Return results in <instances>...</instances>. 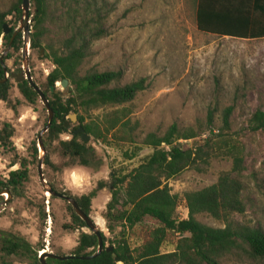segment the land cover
Masks as SVG:
<instances>
[{
	"label": "trees",
	"instance_id": "1",
	"mask_svg": "<svg viewBox=\"0 0 264 264\" xmlns=\"http://www.w3.org/2000/svg\"><path fill=\"white\" fill-rule=\"evenodd\" d=\"M194 2L200 32L221 38L264 40V0ZM22 4L23 0H11L9 10L0 12V40L4 41L6 49L15 29L11 28L12 32L4 35V25L9 16L22 18ZM59 11H62L60 15ZM112 12L113 8L107 0H31L30 19L33 24L30 46L34 50L45 49L46 59L54 66L46 82L40 86L55 114L53 124L43 138L46 150L44 166L54 173H61L65 168L75 166L90 168L91 162L98 159L89 148V143L83 142L81 135H74L73 132L70 140L61 138L70 131V127H65L69 115L77 114L80 126L94 142L121 153V165L111 174L112 198L104 216L108 229L114 232L116 226H122L123 237L127 231L134 234L139 231L141 243L132 248L123 238L111 252H107V237L102 234L105 243L103 253L96 258L82 260L96 254L99 247L95 234L83 232L77 247L70 254H56L72 256V259H48L47 263L223 264L225 260L237 256L264 264V229L243 225L234 219L247 211L243 185L246 147L241 136L232 130L234 108L227 106L222 111L218 107L212 108L204 125L180 128L174 124L164 134H147L140 143L141 123L132 121L133 110L130 106L147 89V78L123 84L121 71H100L96 67H89L93 43L109 35L106 25ZM23 48L24 36L19 33L4 59L6 67V62ZM14 62L18 64L17 59ZM7 74H10L9 78ZM12 75L11 69L7 67L5 71L0 60V101L17 114L21 102L17 100L13 104L10 99ZM64 80L69 81L71 93L67 96L51 94L52 87L56 89V84ZM17 88L30 106L35 108L42 103L29 81L18 83ZM43 109L48 112L45 106ZM98 110L104 112L88 119L92 112ZM80 112L83 114L80 115ZM248 129L252 133L264 131L263 109H258L252 115ZM14 136V127L4 123L0 128V147L13 154L10 167L19 168L11 171L8 178L0 177V211L10 200L26 198L31 179L30 168L32 165L38 168L41 157L38 139L28 149L30 159L20 157L13 143ZM191 141L193 147L184 149L183 143ZM55 142L64 160L62 165L53 163L51 159V147ZM144 149L151 152L141 158ZM219 158L231 160L232 168L222 172L214 185L187 192L183 196L172 193L168 184L171 179L189 169L207 173L212 161ZM48 184L53 192L76 200L88 216L92 213L93 200L107 187V183L101 181L91 193L73 196L54 182ZM4 191L9 192L11 197L5 199L1 195ZM65 202L73 220V224L66 225L65 229L86 228V223L75 213L72 205ZM181 202L186 204L188 218L177 220ZM204 214L221 227L199 222L198 217ZM39 216L45 224L48 219L45 204L40 207ZM166 244H171L174 249L164 251ZM44 246L43 243L33 245L23 235L13 231L0 230V254L3 257H22L33 264H41L39 253Z\"/></svg>",
	"mask_w": 264,
	"mask_h": 264
},
{
	"label": "rangeland",
	"instance_id": "2",
	"mask_svg": "<svg viewBox=\"0 0 264 264\" xmlns=\"http://www.w3.org/2000/svg\"><path fill=\"white\" fill-rule=\"evenodd\" d=\"M107 1L113 8L106 25L109 35L93 43L89 67H96L100 71H121L123 84L147 78V89L130 106L133 110L132 121L141 123L139 142L142 143L144 137L152 132L164 134L174 124L180 128L204 125L210 109L218 107L222 111L225 107L232 106L233 133L241 136L246 147L243 185L247 211L234 219L240 224L264 229V131L252 133L248 129V121L252 115L260 108L264 110V40L221 38L200 32L196 23L194 0ZM10 7L11 0H0V12H5ZM60 12L62 11L58 15ZM7 20V24L15 31L22 25V18L9 16ZM21 34L24 36V31ZM5 50L4 41L0 40V54ZM29 57V68L35 83L40 87L46 82L54 66L46 59L45 49L34 50L30 47ZM15 59L18 61L17 65L14 64ZM6 64L16 75L27 69L23 63L22 50ZM7 76L9 78L10 74ZM17 84L16 78H12L10 99L13 104L17 100L21 102L18 113L15 114L9 105L0 101V128L4 123H10L14 127V146L20 157L30 159L28 149L44 129L48 112L44 111L42 103L35 108L30 106L18 91ZM55 93L68 95L60 82L56 84L53 94ZM103 112L104 110L92 112L88 119ZM79 126V121L72 123L70 131L61 138L70 140L71 133ZM88 143L98 158L91 162L90 168L75 166L65 168L61 173H54L44 166L45 180L47 183H56L60 189L70 191L73 196L87 195L98 187L99 182L105 181L107 187L92 202L91 216L96 222L104 221V227H99L107 237L106 247H115V244L125 238L134 248L141 243L140 232L134 234L127 231L123 237L122 226H116L115 231L111 232L104 218L112 198L111 174L121 165V153L106 148L93 139ZM192 147V141L183 143L184 149ZM39 152L42 156V152ZM150 152L149 149H144L141 158ZM12 159L13 154L0 147V177L8 178L11 171L19 168L10 167ZM51 159L57 165L64 163L57 142L51 147ZM231 168V160L214 159L207 173L189 169L171 179L168 184L173 194L183 196L187 192L214 185L220 174ZM30 169L27 196L25 199H12L2 208L0 230L21 234L33 245L43 243L45 248L41 252L70 254L77 247L81 234L90 231L80 227L73 231L65 229L66 225L73 224L66 202L47 192L49 184H41L37 165H32ZM5 199H8L7 194ZM44 204L48 215L45 224L39 218V209ZM187 218L188 209L181 202L177 220ZM198 220L211 227H221L205 214L200 215ZM173 249L171 244L164 246V251ZM0 264L33 263L26 258L3 257L0 254ZM223 264L256 263L233 256Z\"/></svg>",
	"mask_w": 264,
	"mask_h": 264
},
{
	"label": "water",
	"instance_id": "3",
	"mask_svg": "<svg viewBox=\"0 0 264 264\" xmlns=\"http://www.w3.org/2000/svg\"><path fill=\"white\" fill-rule=\"evenodd\" d=\"M21 9L23 11L22 25L17 31L14 32L10 44L7 47L6 51L2 54L0 60H1V63L3 64V66L5 68V71H7V67L5 65L4 59L10 53L14 39L16 38V36L19 33H21L22 31H24V48L22 50V54H23V63L25 66H27V69L25 71H21L20 74H18V75L13 74L12 77L16 78V81L18 83H21L25 80L29 81L31 87H33L34 90L39 94L43 105L48 110V116H49L48 117V123L38 136V147H39V150L43 154L40 157V162L38 165V173H39L41 184L46 186L48 183L46 182L45 177H44V173H43L44 157L46 155V150L44 148V142H43V136L50 130V128L53 124L54 118H55V114H54L53 109L51 108L50 101L47 99L46 95L42 92L40 87L35 83L34 77L32 76L31 70L29 68V64H30L29 50L31 47L30 46V41H31V27H30V25L33 23V20L30 19L31 0H23V4L21 6ZM11 32H12L11 27L8 24H5L4 25V35H8ZM41 54H43V51ZM6 77L8 78L7 75H6ZM60 85L63 87V89L68 94L71 93L68 80H64V81L60 82ZM55 90L56 89L54 87H52L51 93L53 94L55 92ZM77 122H78V115L77 114H71V115H69L68 120L65 123V127L69 128L72 125V123H77ZM74 135H81L83 142H85V143H88L91 141V136H89L85 133V129L82 126H79L74 131ZM47 192L51 196L65 200L70 205H72L75 213L86 223V226H87L86 228L90 231V233L95 234L98 237L99 247H98L97 253L94 254L92 257H83L81 259L82 260H90L92 258H96V257L100 256L103 253L104 248H105V243H104L103 236H102V234H104V233H103L102 229H100V227H99L100 225L93 219V217L91 215L90 216L86 215V213L79 207L76 200L69 198V197H66L64 195L58 194L56 192H53L50 189H48ZM6 194H7V198L11 197L10 193L7 191H4L1 193V195H3V196H6ZM112 250H113V247H106L107 252H111ZM72 258H73L72 256H59V255L44 252V251L39 256V260H40L41 264H48L47 263L48 259H56V260H60V261H65V260H69ZM117 264H119V263H117Z\"/></svg>",
	"mask_w": 264,
	"mask_h": 264
},
{
	"label": "bare ground",
	"instance_id": "4",
	"mask_svg": "<svg viewBox=\"0 0 264 264\" xmlns=\"http://www.w3.org/2000/svg\"><path fill=\"white\" fill-rule=\"evenodd\" d=\"M103 222L102 220H97V223L100 225V226H103ZM104 227V226H103Z\"/></svg>",
	"mask_w": 264,
	"mask_h": 264
},
{
	"label": "built area",
	"instance_id": "5",
	"mask_svg": "<svg viewBox=\"0 0 264 264\" xmlns=\"http://www.w3.org/2000/svg\"><path fill=\"white\" fill-rule=\"evenodd\" d=\"M42 252H40V254H41Z\"/></svg>",
	"mask_w": 264,
	"mask_h": 264
}]
</instances>
